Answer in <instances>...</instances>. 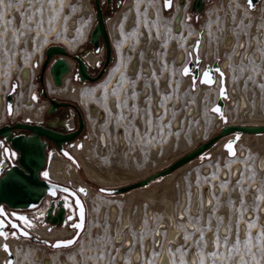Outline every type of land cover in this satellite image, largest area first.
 Masks as SVG:
<instances>
[{
	"label": "rangeland",
	"instance_id": "374dc122",
	"mask_svg": "<svg viewBox=\"0 0 264 264\" xmlns=\"http://www.w3.org/2000/svg\"><path fill=\"white\" fill-rule=\"evenodd\" d=\"M78 1L79 0H0V92L4 93L5 89H7L4 84L9 83V81L13 82V80H15V77L18 76H15L14 74L16 68V70H19L20 66H27L29 69L34 71L32 64L39 60L44 49L47 46L53 43L58 44L60 40L67 39L66 34L67 23L69 22L68 19L73 18V16L76 14L77 9H79ZM134 1L135 4H133L135 6L136 12L137 14H139L135 19V23H137L138 25L139 34H137L136 32L133 34V32H131V34L134 35V37L132 38L134 42H132L131 39L129 40L125 37L124 32L128 33L129 31L122 28L124 30V32L122 33V46H131V48L134 49V47H136L139 42L142 41L143 34L141 30L143 28L148 30L150 27L151 36L149 37L153 39L156 35V39H158L157 41L160 45V48H156L158 68L155 70V72L151 73V79L143 77L142 71L136 72V74H134V85L130 84L131 86H128V79L132 78H130L129 73L127 74L126 67L132 55H127L123 59V62H121V65H117L115 69L111 70L108 76L102 82L87 86L90 87L93 92L91 91V93L85 95V98L87 99L85 100L84 105H82V108L85 111L86 117H89L91 121H95V115H90L89 113V106H91L90 104L92 102L98 104L99 106H102L105 111V116L102 120L103 122L100 125V128L106 135H108V133H110L111 131L112 145L115 144L117 139L115 130L122 129L121 131L124 132L123 137L126 140V143L124 144V146L126 145V149L121 159L124 162H128L129 158L127 159L126 156L128 154H131L132 157H130V160L132 159V161L136 165V168H138L139 171H142L144 167L145 169L148 167L146 164H148L149 162L150 164H152L150 155L153 147H156L158 149L163 146V144L169 139L176 142L182 140L183 137V140H187L188 143H191L193 138L199 135L200 137L190 148L192 149L199 143L210 138L212 134H214L221 128L222 125L229 124L231 118L226 113V110L225 113H223V115L227 118L226 120H222L219 115L216 116L215 112L211 110V107L214 105L215 100H217L216 98L218 95V87L210 86L209 88H205V91H201V87L197 82L190 81V83L184 85V76H182L180 72H177V67L173 58H171L172 60L170 61L167 60V50L171 47L174 38L177 40H181V47L184 48L187 53V58L189 57L188 59H190L194 56V52L193 46H189L188 44H186L187 38L189 36H194L195 39L199 37L200 44L198 46V54L203 59L202 62H209L205 60V53L201 52V45L206 44V46H208V44H210L211 42L216 44L221 40V38L225 34L224 15L230 14L232 17H234V15L238 11H240V5L236 0H228L227 2H221V0H213L207 5L204 12L201 13L198 20H196L194 24H192L190 19L183 20L180 25L181 32H174L172 30V24L176 23L172 18L173 14L172 12L168 15L162 14L163 12L161 11L162 8L160 5L161 0ZM263 1L264 0H260L257 3V7L259 9L262 7ZM141 4L142 8H139ZM14 8L19 12L20 19L18 21L15 19L14 15L11 12L12 9L14 10ZM258 8L250 10L246 7L245 4V9H243L240 14V20L237 22L236 26L233 27V32L235 33L234 35L236 36V39H239L241 37L244 40V45L247 44V39L249 37L256 39L255 32L258 29L261 30L260 35H262V37L264 36V15H259L260 11ZM154 9H156L160 14L158 18H153L144 13L146 10ZM225 17L228 18V16ZM80 26L81 29L78 30V35L75 38L76 45L84 42V40L87 38L86 33L89 30V27L87 29L85 25ZM131 34L128 33V36L130 38ZM250 42L251 45H253L254 40H251ZM21 43H23V46H21ZM257 50L260 52V58L263 60L264 45L257 47ZM121 55L119 57H121ZM247 56L248 54L246 55V58ZM232 57L233 53L232 51H230L227 57L228 67L223 73V77L225 78V81L223 79V82L226 89V96L223 98L224 103H226V101L230 99V96L228 95L229 85L233 82L239 84L240 81H243L239 86L241 87V90L243 92H246V90H257L260 96V105L262 108H264V67H262L260 62H256L252 59L249 62L246 60L242 61L243 63H241V60L238 62H234L232 60ZM215 58L216 59L214 60L217 61L223 60L220 54L216 55ZM18 59L21 60L20 63ZM115 63L116 60L112 64V66H115ZM31 75L32 74H30V76ZM164 75L169 82L168 88H164L165 86L160 83L162 81L161 79H163L162 76ZM65 79L63 83V85H65H62L63 89L69 87L72 91H75V89L77 88L82 89L84 87H73L68 82V77H66ZM137 80H143V85H141L143 87V91H138L139 86L136 85ZM152 81L154 82L153 85ZM115 82H118L119 84L122 82L127 83L126 86H118V83H116L112 88L111 84ZM32 87V84L27 85V89L29 90L32 89ZM99 90L100 92L98 95L95 91ZM123 92L125 97L123 100H121V98H123ZM141 92L145 93L144 98L146 101H148L146 106H142L138 102V98L142 95ZM133 93H135V96H133ZM112 95H115L117 97L115 99V105L117 106L119 104L115 112H113L108 104V100ZM153 102H156V105L160 106L161 108V111L158 115L154 114V110L152 108ZM160 117H162V119H160ZM149 120H151V127H149L148 124ZM174 121H176V124L174 123ZM136 123H140L141 126H137ZM161 127H163V131H161ZM213 130L215 131L212 132ZM197 132H199V134L195 135ZM261 135L264 136V134ZM240 142V140H237V145L235 144L239 148H241L242 146ZM261 142L262 139L260 140V143H257V145H255V143L252 147L248 148V152L245 157L243 156V151H241L240 153V155L243 157L240 158H237V155L229 157L226 151H223V155H221L219 161L214 164L216 165L214 166L216 168L212 170V176L200 175V167L202 165H211L214 163L211 160L212 155L208 151L191 160L190 163H193L192 169L195 170V172H193L194 181L197 185H202L203 182H210V179L213 176L217 177L220 170L218 168H228V166H230L231 164V160H228L227 156L230 159L234 160V162L242 163L240 165L242 166L240 167L241 173L237 180L232 181V183L230 181H224L221 183L227 194L225 195L223 200L219 196L220 193L216 194V206L218 207L221 204L226 205L227 207L228 212L226 211V213L228 221H226L225 227L228 226L235 231L234 237H232L231 240L230 238H228L229 244L234 243L237 237H239L240 251H244L246 248L244 242L248 238V236L251 235L252 250L256 252L257 259L261 260L262 264H264V255H262L258 250L260 246L257 245L256 241L257 234L264 233V224H262V222L260 221V216L255 213L257 210V205L261 202V197L264 198V187L263 190L261 189L263 174L256 167V158L260 152V149H262ZM76 143H80L77 146L78 151L85 149L89 143H93L92 145L96 144L95 136L90 134L88 125L83 135L79 137V140H77L75 144ZM75 144L73 145V147L75 146ZM92 145H90V147H93ZM137 149L140 151L139 161H136L135 157L132 154ZM188 150L179 154L173 160H175ZM91 151L95 152L94 148H91ZM167 164H164L163 166L158 167L153 171L150 170L148 171L149 173H146L145 175L137 176L124 182L112 184L101 183L89 177L85 173L81 165V161L79 167L73 165L76 168L77 173L85 181V184L93 189L90 203L85 202L83 197L84 194L81 195L86 206L85 228L79 236L78 240L68 248L64 247L59 249H50L43 245L44 255L47 256L46 258H49L52 264H64L65 261H69L72 264H116L115 260L113 259V257H115L113 245L119 246V243L113 242V234L111 233L110 224L108 223V221L106 219L100 220V218H98V216H100L101 210L106 211L108 205L110 204H114V206L121 208L123 197L129 194L132 190H149L153 187L152 185L154 184V182L160 183L163 181L164 177H159L151 181L144 187H137L120 194H106L98 191L97 188L100 186L106 188L119 187L131 182H135L154 171L164 168ZM184 180L185 188L187 191H189L190 184L192 185V182L188 178V175H185ZM252 182H255V184L250 187V184ZM255 185L259 186L256 190V192L258 193L256 194L257 196H255L254 194H250L251 198H247L248 196L246 197V194L250 191L249 189L256 188ZM235 189H237V193H233ZM220 190L222 189L220 188ZM175 193L176 194L174 201H177L178 197L176 196H178L177 194H179L178 185H175ZM116 199L120 200L116 203ZM135 204L136 203L134 202L132 205H130V215H132ZM143 206L144 208H147V205L145 203ZM251 209L254 212V216L252 219L248 218V214H246V212ZM152 212L153 217H155V221H158L160 216L156 213H158L159 211L153 208ZM186 213L189 219L192 221V226L194 225V228L190 226V230L184 229V232L179 231V233H182V236H184V239L182 238L180 242L175 244V246L170 247L176 264H179L181 257H183L185 264H190L188 257L191 250L198 254L199 264L201 252L204 256V264H213L214 261L219 262V256L211 257L208 255V253L219 251L221 253H224L225 255L227 254L226 246L223 242L224 236H222L219 232V226H221L223 214L218 212L208 214V217L203 221V219L199 215L196 216L198 218L191 217L187 208ZM212 219H214L215 223H213ZM127 220L129 224L131 218H127ZM149 221L150 223H148L145 219L143 220L142 229L140 231L136 230L133 226L131 227V225L128 227V237L132 238L134 247H141V244L144 245L147 239H150L151 242L153 241V228L155 225L153 219L150 218ZM242 221L247 222L244 233H240L239 228ZM249 223L252 224L251 228L248 227ZM243 226H245V224ZM211 228H213L215 231V241L217 237H219L221 244L219 249L216 248L215 244L214 248L212 249L213 251L207 248V231L209 232ZM237 228H239V232L237 231ZM202 230L204 233V238L203 240H199ZM63 237L69 238V236L66 237V235L60 238L65 239ZM119 237L120 238L118 241L121 242L123 240V235L120 234ZM10 238L15 239L16 241L18 240L17 242L25 243L26 245H28L29 249V253L27 254L20 252V250L15 252L16 260L14 264H39V261L36 263V260L33 257L35 255L34 253L38 252L39 248L32 246V243H30L29 241L24 242L26 240H23L22 242V239L18 237L13 236ZM7 239L9 241V238ZM49 240L51 241L53 239ZM198 241L200 247H198ZM260 244L264 245V237H261ZM185 249L187 250L186 252ZM159 252L160 246H158L155 250L151 249L149 252H146L144 251V249H142V256L138 261V264H157L156 259L158 258L157 255ZM129 255L130 252L126 254L128 264H130ZM245 258L249 260V264H256V262L252 261L250 257L245 256ZM238 259L239 252L234 251L232 258L227 261V264H236V261Z\"/></svg>",
	"mask_w": 264,
	"mask_h": 264
},
{
	"label": "bare ground",
	"instance_id": "6f19581e",
	"mask_svg": "<svg viewBox=\"0 0 264 264\" xmlns=\"http://www.w3.org/2000/svg\"><path fill=\"white\" fill-rule=\"evenodd\" d=\"M225 1L227 2L228 0H221V2H225ZM236 1L240 5V11H238L234 15V17H232L230 14L224 15L225 34L221 38V40L218 41V43L216 44L211 42L210 44H208V46H206V44L201 45V52L205 53V60L209 62H206V63L202 62L203 59L198 54V56L201 58V61L199 63L200 71L206 68L207 66H209L214 61V59H216L215 58L216 55L220 54L221 58L223 59L220 61L218 60L219 61V72L217 71L215 72V80L212 84H205V83H200L199 81H195L198 83V85H200L201 91L207 87L209 88L210 86H213V87L217 86L219 96L217 95L216 99H218L220 95L223 93L226 95L222 74L227 69L228 63L226 64L225 67H223L222 62L228 60L227 57L230 51H232L233 53L232 60L234 62H238L241 60V63H243L242 61L244 60L249 62L252 59L256 62H260L262 67H264V59L262 60L260 58V52L257 50V47L264 45V36L262 37V35H260L261 30L260 29L256 30L255 32L256 39L249 37L247 39L246 45H244V40L241 37L239 39H236V36L234 35L235 33L233 32V27L236 26L237 22L240 20L241 11L245 9V4H246V0H236ZM133 3H134V0H127L126 6L128 5L134 6L135 3L134 4ZM257 3L254 8H249L247 5L246 7L249 8L250 10L256 9L258 8ZM78 6H79V9H77L76 14L73 16V18L68 19L69 22L67 23V34H66L67 39L60 40L58 42L66 46L70 51L74 50V48L77 46L75 38L78 35L77 34L78 30L81 29L80 25H85V27H87L88 29V27H90V24L92 23L94 19V13L92 12L91 6L87 0H79ZM15 8L14 10L12 9L11 12L14 15L15 19L18 21L20 19V16H19V12L15 10ZM139 8H142V4L140 5ZM178 8L180 9V7ZM259 11H260L259 15H264V1L262 2V7L259 9ZM121 16H122V12H120L112 21L109 22L110 28L113 29V35H115L114 28L116 29ZM174 16H173V20H174ZM225 16H228V18H226ZM132 22H135V19H133ZM132 22H130V25L132 24ZM175 25L176 24L174 23L172 24V30L174 32H176V30H174ZM125 28L127 29L126 26ZM179 30L180 28L177 31ZM179 32H181V30ZM227 34H230L232 36V44L230 46H225L223 44V40ZM115 38L116 36H114V41H115ZM157 40L158 39L154 40L152 42V45H155L156 48H160V45ZM251 40H254L253 45H251V42H250ZM186 44L194 47L195 37L189 36L187 38ZM181 45H182V41L174 38V41L172 42L171 47L167 50V54H168L167 60L168 61L172 60L171 58H173L174 61L175 59L179 61V62L175 61V64L177 67V72L179 73V70H180V74H181V69H180L181 66L189 58L188 57L187 60L184 62V60L186 59L187 53L184 50V48L181 47ZM21 46H23V43H21ZM139 46L144 49L148 46V43L145 41V38H142V41ZM115 47H116L118 55L120 56L123 53L121 46L119 45V43L116 42ZM245 52H246V55L248 54L247 58H246ZM176 53H178L177 58H175ZM178 55L180 56L178 57ZM151 58L153 60L152 65H150L149 63ZM18 61L20 63L21 60L18 59ZM140 62H141L140 69L142 70L143 77H146L147 79H151V73L155 72V70L158 68L157 53L151 56H149L148 54H145L144 56L140 57ZM16 69L14 71V74L15 76L18 75L16 77L19 79L20 89H18V91L16 92L17 94L15 93L16 95L14 94L15 101L13 103V113L14 115L20 114L22 117L26 119L37 120L40 118V115L44 111L46 105L44 103L38 104L36 101L31 100L29 97V93H28L29 89H27V85L30 79V74H32V70L29 69L27 66H20L19 70H16ZM23 69L24 71L22 72ZM187 75H189L190 77H186L183 79L184 85H186L187 83H190V81L192 82L191 75L190 74H187ZM187 75H182V76H187ZM130 78H133V74L130 75ZM162 78L163 79H161L162 81L160 83L163 86H165L164 88H168L169 84L166 79V76L164 75L162 76ZM46 79H47L49 91L52 95L54 94L60 97H67V98L75 99L78 101V103H80L81 106L84 105L85 100L87 99L85 98V95L91 93L92 91V89L87 86H84L82 89L77 88L75 89V91H72L71 88L69 87L66 89H63V86L66 84V79H65V84L63 86L61 85L62 87L54 86L49 72L46 75ZM224 81H225V78H224ZM242 82L243 81H240L239 84L233 82L232 84L229 85L228 95L230 96V99L227 100L226 103H224L223 101L224 104L222 108V113H225V110H226V113L230 116L231 119H230L229 124H253V125L264 124V108H262L260 105V96L258 94V91L257 90H249V91L246 90V92H243L241 90V87H239L242 84ZM137 83L139 84L138 91H143V87L141 86L142 80L137 81ZM4 86L8 88L9 83L4 84ZM114 86H115L114 83L111 84L112 88ZM95 92L96 94L99 95L100 90L95 91ZM1 94H4V93L0 92V112L3 106V100H2ZM123 96H124V92L122 94V97ZM144 96H145V93H142V95L138 98V102L142 106H146L148 102L145 100ZM116 98L117 97L115 95H112L111 98H109L108 100V104L110 108L113 110V112L117 110V106L115 105ZM121 100H123V98H121ZM156 102H153L152 108L154 110V114L158 115L159 112L161 111L160 110L161 108L160 106L156 105ZM90 105L91 107L89 106V113L90 115H95L94 117L95 121H91L90 118L88 117L87 118L88 127L90 130V134L95 136L96 144L92 145L93 143H89L86 146V148L81 151H78L77 146H74L72 151L80 159L81 165L85 173L92 179L99 181L101 183H108V184L119 183V182L130 180L131 178H135L137 176L145 175L146 173H149L148 171L150 170L153 171L157 169L158 167H161L164 164L171 162L179 154L190 149L194 145V142L200 137L198 135L197 137L193 138L191 143H188L187 140H183L184 137L182 138V140H179L176 142L169 139L160 148L157 149L156 147H153V149L151 150V155H150V160L152 161V164H150L149 162L148 164H146L148 166L146 169L144 167L142 171H139V169L136 168V165L132 161V159L130 160V157H132L131 154H128L126 156L127 159L129 158L128 162L126 161L124 162L121 159L126 149V145L124 146V144L126 143V140L123 137L124 132L121 131L122 132V138H121V132L118 131L117 133L118 144H117V139H116L115 144L112 145L111 131L110 133H108V135H106L100 128V125L103 122L102 120L105 116L104 109L102 108V106H99L98 104L94 102H92ZM95 112L96 114H93ZM215 115L218 116L219 114L215 113ZM0 121H2L1 117H0ZM174 123L176 124V121H174ZM136 125L141 126L140 123H136ZM116 131L117 130H115V133ZM214 131L215 130H213L212 132ZM197 134H199V132H197L195 135ZM261 139H262V142H261L262 149H260V152L256 158V167L263 174V181L261 184V189L263 190V187H264V136L262 135L230 134L227 137L226 136L222 137V139L214 143L211 146V148L208 150V152L212 155L211 160L214 163L211 165L210 164L202 165L200 167V175L201 176H212V170L216 168L214 167L216 166L214 164H216L219 161V158L221 157V155H223L222 152L226 151L228 155V149H226L224 145L229 140L234 141L233 149L235 153L234 155H228V156L232 157V156L237 155V158H240L243 156L245 157L248 152V148L252 147L255 143H256L255 145H257V143H260ZM237 140L241 141L240 142L242 144L241 148L236 146ZM90 145H92L93 147H90ZM91 148H94L95 152H92ZM241 151H243V156L240 155ZM132 154L135 157L136 161L140 160V151L138 149L134 151ZM228 156H227V159L231 160L230 166H228V168H218L220 169L218 172V176L217 177L213 176L210 179V182L208 183L203 182L202 185H197L195 183L194 175H193L194 174L193 172H195V170L192 169L193 163H190L189 161L186 164L178 167L174 172L163 176L164 179L162 182L160 183L154 182V184L152 183L153 187L151 189L132 190L129 194L123 197L121 208L114 206V204H110L108 205L106 211L101 210L100 216H98V218H100V220L106 219L108 221V223L110 224L111 233L113 234L112 240L115 243H119V246L113 245V249L115 253V259H114L115 263L116 264H128L126 254L130 252V255H129L130 264H138V261L141 259V256H142V249H144V251L146 252H149L151 249L155 250L158 246H160V252L157 255L158 258L156 259L157 264H173V261L175 260H174L173 253L171 252L170 247L175 246V244L180 242V240L184 237L182 236V233H179V231L184 232V229L190 230V226L191 227L194 226V225L192 226L193 223L189 219L186 213V208L191 217H196L199 215L201 216L203 221L208 217V214H212L214 212L223 214L222 223H221V226H219V232L222 236H225V232L223 230L226 226V221H228L227 220L228 217L226 213L227 207L226 205H221V204L218 207L216 206V197H217L216 194L220 193L219 194L220 198L222 200L224 199L227 193L224 187H222L221 183L224 181H230L232 183V181L237 180L241 173L240 167H242L240 166L242 164L241 162H234V160L230 159ZM48 173L51 178L57 181L64 182V183H69L79 191L81 188H83L84 191H80V192L84 194L83 197H84L85 202L86 203L91 202V196L93 194V189L85 184V181L77 173L76 168L72 164H70L69 162H67L66 160L62 158H55L49 165ZM185 175H188V178L192 182V185L190 184L189 191H187L185 188V182H184ZM253 184H255V182H252L250 184V187ZM175 185L179 186V194H177L178 196H176L178 197L177 201H174L175 194L177 193V192L175 193ZM84 187L86 188V190ZM141 187H144V186H141ZM258 187L259 186L257 185L256 188L254 189L250 188L249 189L250 191L246 194V197L248 196L247 198H249L251 196L250 194H254L255 196H257L256 194L258 193L256 192V190ZM111 188H117V187H111ZM220 188L222 190H220ZM97 189L98 191H100L99 187ZM234 192L237 193V189H235L233 193ZM103 193L120 194L124 192H118V193L103 192ZM78 196H80L81 200L83 201L84 207H85V202L81 194H78ZM119 200L120 199H116V203ZM260 201L261 202L257 205V210L255 213H257L260 216V221L262 222V224H264V198L261 197ZM134 202L136 204H135V207L133 208L132 215H130V205H132ZM144 203L147 205V208H144L143 206ZM153 208L159 211L158 213H156V214H159L160 216L158 221H155V217H153V212H152ZM182 212L184 213L183 216H181ZM246 214H248V218L250 219H252L254 216V212L252 211V209L247 211ZM126 218H131V221H129L128 225L124 224V219ZM150 218L153 219V222L155 225L153 228V237H154L153 241L151 242L150 239H147L145 241V244L143 245V248L139 246L134 247L132 238L130 237L131 238L130 239L128 237V233H129L128 227L131 225V227L133 226L135 227L136 230L140 231L142 229L143 220L145 219L148 223H150L149 221ZM212 221L213 223H215L214 219H212ZM244 224L245 226H243ZM246 224L247 222H243V221L240 223V226H239L240 233H244ZM227 228L229 227L227 226ZM229 229L230 231L227 233V236L231 240L232 237H234L235 231L234 229L232 230V228H229ZM36 231L42 236L46 237L43 239L44 241H49V242H50L49 239H52V238L59 239L60 237L65 236V235L67 236L70 233L62 228H58V229L54 227L47 228V226L38 227L36 228ZM207 233H206L208 236L207 248H209V250H212L215 246V231L213 228H211L209 232L207 231ZM120 234L123 235V240L121 242H119L118 241L119 239H117V237H119ZM4 244L6 243H4L2 237H0V264L7 263L6 254L8 252H11L13 254L10 248L14 252H17L18 250H20V252L22 253H26V254L29 253L28 245H26L25 243H20V242H17L16 240H9L10 248L7 245L8 246L7 249L3 247ZM34 254L35 255L33 257L36 260V263L39 261V264H52L50 263L51 261L49 260V258H46L47 256L44 255V251L42 247H40L38 252ZM164 255L166 256L167 260H162ZM198 257H199L198 254H196L194 251L191 250L189 253V257H188L190 264H192V261L194 258H195V264H199ZM11 264H13V262ZM64 264H72V263L69 261L68 262L65 261ZM97 264H100V263H97Z\"/></svg>",
	"mask_w": 264,
	"mask_h": 264
},
{
	"label": "flooded vegetation",
	"instance_id": "af4514ba",
	"mask_svg": "<svg viewBox=\"0 0 264 264\" xmlns=\"http://www.w3.org/2000/svg\"><path fill=\"white\" fill-rule=\"evenodd\" d=\"M87 1L89 2L91 6L92 12L94 13V19L92 23L90 24L89 30L86 34L87 38L84 40V42L79 43L72 51L68 49V53L66 57L69 61L70 70L65 77H68V82L73 87H76V86L83 87V86H89V85L91 86L93 84L102 82L108 76L111 70L115 69L117 65H121V62H123V59L127 55H132L129 62L127 63L126 72L127 74L129 73L130 75L133 74V78L128 79L129 81L128 86L134 85V81H135L134 74H136V72L138 71H142L140 69L141 68L140 67L141 65L140 57L144 56L145 54H148L149 56L156 54V46L152 45V42L156 40V35L154 36L155 38L151 39L149 37L151 36L150 27L148 30L143 28L141 30L143 34L142 37L145 38V41L148 43V46L145 49L139 46L141 42H139V44L136 47H134V49L131 48V46H129L131 49L126 46L124 47V45L122 46V39H123L122 33L124 32L122 28H124L125 30H128L129 34H131V32L133 33L136 32L137 34H139L137 23L132 22V20L136 19L139 14H137L136 9L133 5L126 6L127 0H98L100 14H101V18L103 21L104 31H98L97 44L96 45L92 44L89 41V37H90L91 32L94 29V25L96 24L98 20L97 19V7H96L95 0H87ZM212 1L213 0H202L203 8L200 13H198L195 9H192V0H184L182 4H179L178 0H171V7H169V9L167 10L164 8V0H161L160 5L162 8L161 11L163 12L162 14L168 15L169 13L172 12L173 14L172 18L174 15H175L174 17H176V15L178 14L179 21L175 23L176 25H178L179 28H181L180 23L183 20L190 19L192 24H194L196 20H198L201 13L204 12L207 5ZM178 7H180V9ZM120 12H122V16L118 22L116 29L114 28L115 35H113V29L110 28L109 22L112 21ZM144 13H146V15L148 16H153V18H158L160 16V14L158 13L156 9L146 10ZM130 22H132L131 25H130ZM124 25L127 27V29L125 28ZM176 32H179V31L176 30ZM103 33H105L108 38V42L110 45L109 53H108L106 41L103 37ZM124 33H125V37L128 38L129 40L130 39L132 40V38L134 37L133 34H131V38H130L127 32H124ZM114 36H116L117 38V39L115 38V41H114ZM116 42L119 43V45L121 46L123 50V54L121 55V57H119L117 53V50L115 47ZM132 42L134 41L132 40ZM177 54L178 53H176L175 58H177ZM44 60H45V54L43 51L42 56L39 58V60L32 64L34 71L32 70V75L30 76V80L28 82V84H32L33 86L32 89L29 90L30 99L33 101H37L38 103H41V104L44 103L46 105L44 111L40 115V118L37 120H31V119H26L22 117L20 114L14 115L13 112L8 114L4 106L2 107L1 112H0V117L2 119V121L0 122V127L4 125L8 126L10 133H11L10 134L11 137L21 136V135L28 137V136L34 135L33 130L29 128H25V127L15 126L16 124H19V125L38 124L43 129H48L54 133H58L61 135H67V134L73 133L74 134L73 139L62 141L60 144V147H58L53 141L48 139L45 135L38 134V138L40 142L44 144L43 146L44 163L42 167L38 170L37 177L39 180H48V181H52L58 184H62L63 186H66L70 190L74 191L75 194L82 195L83 194L82 192L77 190L74 186H72L69 183L57 181L51 178L50 176L43 177L40 175L41 172L48 171L50 163L55 158H62L72 165H75L77 167L80 166V160L72 150H73V145L75 144L77 140H79V137L83 135L88 125V120H87L85 111L80 105V103H78L77 100L67 98V97L56 96L54 94L52 95L50 93L49 87L47 84V79H46V74H47L46 71H47L48 64L46 65L44 72H43V82L40 80L39 78L40 71L44 63ZM115 60H116L115 66H112ZM186 60H187V56L184 62ZM152 61L153 60L151 58L149 62L150 65H152L153 63ZM175 61L179 62L176 59ZM80 64H82L83 66V71H81L80 69ZM186 77H189V75L184 76V78ZM15 78L17 79V77ZM64 78L62 79L63 81H64ZM9 83L10 84L8 88L4 91V94H1L4 99V102H5V96L7 92L9 91V89L11 88L12 81L11 82L9 81ZM116 83L118 82H115L114 84ZM126 83L122 82L120 84L118 83L117 85L126 86ZM153 84L154 82L152 81V85ZM136 85H139V84L136 82ZM34 94H35V99H33ZM124 97L125 95L123 96V99ZM52 99H55L56 103H52L51 102ZM52 106H54V108L52 111H50V108ZM93 114H96V112ZM118 131L121 132V130L118 129L116 131V137H117ZM121 138H122V132H121ZM117 140H118V137H117ZM0 141L4 142V146L9 147L13 150H17L11 146L10 141L6 140L5 136H0ZM79 144L80 143L78 144L76 143L75 146H78ZM65 153H67V155H65ZM19 157L16 159L15 162H13L12 160L6 159L2 155H0V159H4L5 161L4 163L0 164V177L4 175L6 169L10 168L12 165H16V166L18 165ZM65 197H67V204H68L67 207H65V199H64ZM2 206L7 212L14 211L20 215H24L28 217V219L32 221V227H27V225H23V231L27 232L28 233L27 235L20 234L18 230L12 229L10 225H5L2 229H0V231L9 233L7 236L2 237L3 242L6 243L8 246H9V241L7 238H9V240H15L13 238H10V237H13V235H11L13 231H16L15 237L22 239L21 240L22 242L23 240H26L24 242L29 241L30 243H32V246H35L36 248L42 247V249H44L43 245L50 249H57V248H52L51 246L47 245L45 241L43 240L46 237L39 234L36 231V228L43 227V226L44 227L47 226V228L54 227L56 229L62 228V229H65L67 232H70L69 235H67L69 237L73 236L76 232V229L73 227V224L78 219L77 206L75 204L74 197L70 195V193L68 192H62L58 190L57 197H50L49 194L46 192L41 197V199L38 201V203L35 205V207H31V208L17 209V208L8 207L5 204H2ZM59 209H62L61 224L56 225V224L50 223V221L47 220L48 211H50V215L54 217ZM85 221H86V208H85ZM52 239L53 240H51L50 242H53L55 240V238H52ZM65 248H68V247H65ZM10 250L14 254V258H13V264H14L16 260V254L11 248Z\"/></svg>",
	"mask_w": 264,
	"mask_h": 264
},
{
	"label": "water",
	"instance_id": "95a60500",
	"mask_svg": "<svg viewBox=\"0 0 264 264\" xmlns=\"http://www.w3.org/2000/svg\"><path fill=\"white\" fill-rule=\"evenodd\" d=\"M259 0H253V3L251 6H249L248 0H246V5L249 8H254L256 3ZM184 0H178L179 4H182ZM96 7H97V22L94 25V29L90 34L89 41L92 44H97L98 41V31H104L103 27V21L100 14L99 4L98 0H95ZM165 8V7H164ZM203 8V2L202 0H192V9H195L198 13L201 12ZM166 10L169 8H165ZM179 16L178 14L175 17V22H178ZM175 30H178L179 27L175 25ZM103 37L106 41L108 53L110 50V45L108 42V38L105 33H103ZM197 41H199L200 44V38L195 39V44L193 47L194 56L190 59H188L181 68V74L187 75L190 74L192 78V82L199 81L200 83L203 82V72L207 69L212 78V83L215 80V72L217 69H219V63L217 60H214L209 66L204 68L203 70H199V63L201 61V58L198 56V49H197ZM223 44L225 46H230L232 44V36L230 34H227L223 40ZM199 46V45H198ZM68 53V48L60 43H53L47 46L44 49L45 54V60L42 65L41 71H40V80L43 82V72L44 69L47 66L46 73L49 72L51 76V80L54 86L60 87L63 84V78L67 75V73L70 70L69 61L66 57ZM55 56V57H54ZM180 55H178L179 57ZM198 57V60H197ZM227 64V61H223L222 65L225 67ZM191 68V71L187 74L184 73L185 67ZM80 69L83 71V66L80 64ZM24 71V70H23ZM22 71V72H23ZM219 72V71H217ZM47 75V74H46ZM222 78L223 74H222ZM211 83V84H212ZM224 83V82H223ZM208 84V83H205ZM15 85V87H13ZM226 90V89H225ZM18 91V83L14 80L12 82L11 88L7 92L5 96V102L4 106L8 114L13 112V103H14V93ZM226 95L223 93L220 95V97L216 100L214 105L211 107V110L213 111L214 108L219 107L222 111L223 108V98ZM2 97V96H1ZM52 103H56L55 99L51 100ZM9 105H11V111H9ZM54 106L50 108V111H52ZM214 112V111H213ZM216 113V112H215ZM218 114V113H217ZM15 126L19 127H25L33 130L34 135L32 136H14L11 137V133L8 126H2L0 127V136H5L6 140L10 141V144L15 149L19 150L21 147L24 148L23 154L18 159V165H12L10 168L6 169L4 175L0 177V205L5 204L8 207L11 208H17V209H23V208H31L33 205L35 206L38 201L41 199V197L44 195V193L47 192V188L51 187L53 185L58 186V190L63 191L64 188H67L66 186H63L62 184H58L52 181L48 180H39L37 177L38 170L42 167L44 163V154H43V146L44 144L40 142L38 138V134L45 135L48 139L53 141L58 147H60V144L62 141L73 139L74 134L70 133L67 135H61L58 133H54L51 130L43 129L40 125L34 124V125H19L16 124ZM230 134H249V135H261L264 134V124H224L221 126V128L212 134L208 140L203 141L199 143L197 146L193 147L192 149L188 150L169 164H167L164 168L154 171L148 175H146L144 178L137 180L135 182L128 183L123 186H119L117 188H106V187H99V190L102 192H108V193H118V192H127L129 190H132L137 187L145 186L151 181L165 176L167 174H170L174 172L178 167L186 164L187 162L195 159L200 154H203L204 152L208 151L211 146L222 139L224 136H228ZM234 151V149H233ZM235 153V152H234ZM228 155L229 150H228ZM234 155V154H233ZM70 193L75 199V204L77 206V221L73 224H80V227H74L76 229V232L73 236L65 239H55L53 242L45 241V243L52 248H64V247H70L72 246L79 238L81 233L83 232L85 228V207L83 204V201L81 200L80 196L78 194H75L74 191L67 188ZM48 193V192H47ZM79 200V205H77L76 201ZM81 209L83 211V214H81ZM61 217H62V209H59L54 217L50 215V211L47 213V220L50 221L52 224L60 225L61 224ZM124 224H128L127 218L124 219ZM20 234L24 235L21 230H18ZM64 242V241H71V243H61L59 246H57V242ZM7 263L11 264L13 262V254L11 252L7 253Z\"/></svg>",
	"mask_w": 264,
	"mask_h": 264
},
{
	"label": "snow or ice",
	"instance_id": "6c2138e0",
	"mask_svg": "<svg viewBox=\"0 0 264 264\" xmlns=\"http://www.w3.org/2000/svg\"><path fill=\"white\" fill-rule=\"evenodd\" d=\"M248 3H249V6H251L252 3H253V0H248ZM164 7L165 8L171 7V0H164ZM198 45H199V41H197V49H198ZM197 60H198V57H197ZM190 71H191V68H189L187 66L184 68V73L185 74H187ZM216 71H219V69H217ZM203 82L208 83V84L212 83L211 74H210V72L207 69L203 72ZM13 87H15V85H13ZM133 96H135V93H133ZM33 98L35 99V94L33 95ZM117 106H119V104ZM9 111H11V105H9ZM213 111L218 113L222 120H226L227 119L223 115V113H222V111H221V109L219 107L214 108ZM160 119H162V117H160ZM148 124H149V127H151V120L148 121ZM161 131H163V127H161ZM233 143H234L233 140H229L224 145V147L229 150V154L230 155L234 154ZM0 150H2V151H0V155H2L6 159L12 160L13 162H15L16 159L19 156H21L23 154V152H24V148L23 147H21L19 150H13V149H11L9 147L4 146V142L3 141H0ZM65 155H67V153H65ZM4 162H5L4 159H0V164H2ZM40 175L43 176V177H48L49 173H48V171H43V172L40 173ZM63 191L64 192H68L69 190L67 188H64ZM80 191H84V189L81 188ZM102 191H106V190L102 189ZM47 192H48L50 197H57L58 196V186L53 185L51 187H48L47 188ZM64 199H65V207H67L68 206L67 197H65ZM242 201H243V198H242ZM76 203H77V205H79V200H77ZM33 207H35V206L33 205ZM81 214H83L82 209H81ZM183 215H184V213L182 212L181 216H183ZM5 225H10L11 228L14 229V230L23 231V225H27V227H32V221L29 220L28 217H26L24 215H20V214L14 212V211L13 212H7L4 209V207L2 205H0V229H2ZM237 225H238V221H237ZM80 226H81L80 224L74 225V227H80ZM248 227L251 228L252 224L249 223ZM223 231L225 232V236H224L223 242H224V245L226 246L227 254L225 255L224 253H221L219 251L209 252L208 255L211 256V257H216V256L220 257V261L219 262L214 261L213 264H227V261L232 258L234 251L239 252V259L236 261V264H249V260L246 259L245 256L250 257L252 261L256 262V264H262V261L257 259L256 252H254L252 250V237H251V235H249L248 238L244 242L245 245H246L245 250L244 251H240V248H239V237H237V239H236V241L234 243L229 244L227 233L230 231V229L225 227ZM237 231L239 232V228H237ZM8 234L9 233H7V232L0 231V237L7 236ZM23 234L27 235L28 233L27 232H23ZM11 235L15 236L16 235V231H13L11 233ZM261 237H264V233H258L257 236H256V241H257V245L260 246L258 250L261 252L262 255H264V245L260 244ZM203 238H204V233H203V230H202L201 233H200L199 240H203ZM117 239H119V237H117ZM141 239H142V237H141ZM61 243H65L66 244V243H71V241H64V242L58 241L57 242V246H59ZM126 243H128V242H126ZM157 243H158V241H157ZM197 243H198V247H200L199 241ZM215 244H216V248L219 249L220 246H221L219 237H217V239L215 241ZM3 247L5 249H7L8 246H7V244H4ZM141 247H143L142 244H141ZM117 251H119V250H117ZM186 251L187 250L185 249V252ZM101 255H103V254H101ZM113 259H115V257H113ZM173 264H175V261H173ZM179 264H185V262L183 260V257H181V260H180ZM192 264H195V258L193 259ZM200 264H204V256H203L202 252H201V256H200Z\"/></svg>",
	"mask_w": 264,
	"mask_h": 264
},
{
	"label": "built area",
	"instance_id": "2783aa9c",
	"mask_svg": "<svg viewBox=\"0 0 264 264\" xmlns=\"http://www.w3.org/2000/svg\"><path fill=\"white\" fill-rule=\"evenodd\" d=\"M24 69H25V68H24ZM24 69H23V70H24ZM23 70H22V71H23ZM13 81H14V80H13ZM15 81L18 83V89H19V79L17 78V79H15ZM14 94H15V93H14ZM1 96H2V95H1ZM13 96H14V95H13ZM2 100H3V106H2V107H4V99H3V97H2Z\"/></svg>",
	"mask_w": 264,
	"mask_h": 264
}]
</instances>
